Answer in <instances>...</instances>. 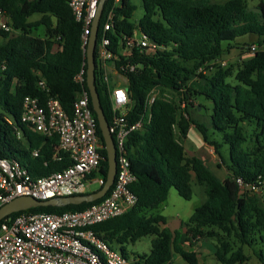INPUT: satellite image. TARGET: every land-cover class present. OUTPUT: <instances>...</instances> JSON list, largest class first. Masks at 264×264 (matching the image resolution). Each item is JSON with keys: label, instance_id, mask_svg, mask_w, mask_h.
<instances>
[{"label": "trees", "instance_id": "1", "mask_svg": "<svg viewBox=\"0 0 264 264\" xmlns=\"http://www.w3.org/2000/svg\"><path fill=\"white\" fill-rule=\"evenodd\" d=\"M141 1L144 15L138 24L133 22L138 10L135 0H123L116 10L114 29L109 32L112 51L120 58L116 67L127 79L133 105L128 119L133 122L147 115L144 129L133 132L126 143L131 169L137 177L131 189L138 203L125 215L92 229L103 241L117 245L127 258L126 245L152 237L150 254L136 256L134 264H173L176 255L188 264H199L198 254L183 248L181 233L171 231L164 216L148 215L168 200L172 188L185 200H192L195 183L206 199L185 223L186 241L193 248L199 239L214 240L215 257L221 264H247L251 256L245 253V246H253L256 232L264 233V201L257 194L243 192L237 180L257 185L264 181V2L256 12L249 8L247 0H228L224 4L214 0ZM113 2L105 4L98 42ZM0 12L8 17L13 30H0V159L18 161L35 178L48 176L65 169L71 161L62 152L61 162L52 160L58 152L59 139L45 137L22 123L23 102L32 96L45 104L52 96L72 114L74 102L83 90L76 77L84 63L86 71L88 68L82 50V25L75 20L70 0H0ZM34 16L40 19L31 21ZM40 28L44 35H35ZM136 30L161 49L143 53L136 49L132 57L121 56L122 35L132 36ZM252 36L257 39L253 55L242 50L245 46L249 49V44L238 42ZM236 45L246 59L235 72L217 64L215 71L200 74L201 68L219 62ZM97 58L96 53V85L111 124L110 89L103 81ZM127 64L136 70H121ZM40 82H45V89ZM84 88L89 91L87 83ZM154 89H159L160 94H175L180 103L160 96L148 111L147 98ZM197 98L212 104L208 118H199L202 104L182 108L184 101ZM90 107L104 145L91 99ZM191 126L214 148L221 165L228 170L226 178L216 176L198 156L187 154L182 140ZM225 146L228 157L223 153ZM36 150L38 157L33 155ZM102 153L100 174L107 177V152L103 149ZM103 200L29 209L7 218L24 213L82 211ZM232 238L235 244L240 243L237 249L232 246ZM260 239L264 241V236ZM255 253L264 264V252Z\"/></svg>", "mask_w": 264, "mask_h": 264}, {"label": "built area", "instance_id": "2", "mask_svg": "<svg viewBox=\"0 0 264 264\" xmlns=\"http://www.w3.org/2000/svg\"><path fill=\"white\" fill-rule=\"evenodd\" d=\"M100 2L101 0H70L75 20L82 25L81 40L85 59ZM122 2L123 0H114L108 10L96 48L99 68L104 83L110 89L113 109L109 125L116 145L117 174L108 192L110 195L107 194L103 201L82 211L63 214L24 213L15 218H5L0 223V264H134L121 251H116L109 243L97 237L92 229L98 224L125 215L138 203V198L131 189L137 177L131 169L126 143L133 132L144 129L147 115L133 122L128 119L133 107L129 91L124 87L112 88L108 73V64L113 63L117 69L116 60H120L112 51L109 32L114 29L116 10L122 6ZM0 16V30L12 32L8 17L1 12ZM136 49L143 53L147 50L156 51L161 47L140 30H136L132 36L123 34L119 42V54L129 58ZM256 51V45L249 48L251 55ZM218 64L221 67L228 65L225 60H220ZM84 66L85 63L76 77L83 90L74 102L71 115L56 97L50 96L42 104L39 97L27 96L21 116L22 123L31 126L35 132L48 138L57 136L59 148L52 160L61 162L62 152L68 155L71 164L61 171L35 178L18 161L0 159V209L18 197L49 200L83 195L93 192L91 187L94 184H98L99 189L105 185L107 177L100 174L104 146L97 133L89 91L84 88L87 83ZM121 70L133 72L136 67L127 64ZM117 71L121 74L118 69ZM40 86L45 89V82H40ZM159 96V89L151 91L146 102L148 111ZM181 106L185 108L188 102L184 101ZM33 155L38 157L39 151H34ZM237 182L242 191L250 195L257 194L264 188V181L260 185L245 184L241 179Z\"/></svg>", "mask_w": 264, "mask_h": 264}, {"label": "rangeland", "instance_id": "3", "mask_svg": "<svg viewBox=\"0 0 264 264\" xmlns=\"http://www.w3.org/2000/svg\"><path fill=\"white\" fill-rule=\"evenodd\" d=\"M214 1L217 3L225 2V0H214ZM247 2H248V6L251 10L258 12L257 7L261 2H264V0H247ZM135 4L138 6V10L134 14L133 22L138 24L140 19L144 15V8H143L141 0H135ZM39 19H40L39 16H34L33 18H31V21L34 22V21H37ZM35 35H37V36L44 35V30L42 28H40L39 30H37ZM256 40H257L256 37L252 36V37H246V38L240 39L238 42L241 44L246 43V44H249V46H252V45H254V42ZM238 47L236 45V47L230 53H227V55L221 59V60H225L228 63V65L226 66V69H233V72H235L238 65H240L243 62V60L246 59L245 55L242 54V50L249 52V49L247 46H245V48L242 50H240ZM218 63L219 62L211 63V64L203 67L202 68L203 71H201L200 74L205 75V74H209V73L215 71ZM113 66H114L113 63H111V62L108 64V73L111 77V83H113L115 80L113 78V74H112ZM123 77H118V79H116V81L119 80L121 85L126 86L127 82ZM232 81H234V80L232 79ZM160 96H162L163 98H165L167 100H175V101L180 103L179 97H177L173 93L166 91L164 93H161ZM188 104H189V107H191V104H193L194 106H198L199 104H202L204 106V108L199 107V108H202L201 112L199 111L200 114H198L199 118H202V117L208 118V116L211 114L212 104L203 98H197L194 101L190 100ZM249 131H250V129H249ZM217 137L219 138L218 135H217ZM183 143L186 145L185 142H183ZM189 143L191 145H193L192 150L194 152L200 150V147L197 144H195L194 142L189 141ZM186 147H187V145H186ZM187 149L189 150L190 147H188ZM200 152H202V154H205V155H206V153H208L207 149H204V150H200L198 153L195 152V155L200 156ZM223 153L225 154L226 157L229 156V149L227 146H225L223 148ZM188 155L191 156L192 152L188 151ZM213 169L216 171V167H213ZM217 173H219V175L221 176L222 179L225 178L224 170L223 171H217ZM98 189H99L98 184H94L91 187V190L93 192L97 191ZM192 189H193V198H192V200L187 201L178 194V192L175 188H172L170 191L168 200L165 203L161 204L157 209L149 211V215H162L169 221V228L172 231L173 230H180L181 229V222H183L185 224L192 217L195 210L206 199L205 195L200 193L201 188L199 187V185L193 183ZM257 195L264 201V188H263V191L257 193ZM261 235L264 236V233L256 232V234H255L256 242L253 244L252 247L245 246V248H244L245 253L251 256V260L247 264H262L259 261V259L255 256V254H256L255 252H260V251L264 252V241L262 239H260ZM211 241H213L214 244H216V241H214V240H211ZM151 242H152V237H144L141 240H139L138 242H136L134 245L133 244L126 245L125 249L127 251L128 257L131 260H133L138 255L150 254L151 247H152ZM237 242H238V244H235L234 238H232L231 243H232L233 248H235V249H237L240 246L239 241H237ZM114 249L116 251L120 252L119 247L114 246ZM203 259H204L203 261L206 264H221L216 259V257L214 255L205 257ZM204 262H203V264H204ZM173 264H177V263L174 262Z\"/></svg>", "mask_w": 264, "mask_h": 264}, {"label": "water", "instance_id": "4", "mask_svg": "<svg viewBox=\"0 0 264 264\" xmlns=\"http://www.w3.org/2000/svg\"><path fill=\"white\" fill-rule=\"evenodd\" d=\"M108 0H101L97 16L93 23L92 35L90 37L87 50V87L89 90L91 103L96 113L99 128L102 132L104 141V149L107 152L108 174L105 185L97 192L88 195H75L68 197H59L49 200H37L33 197H18L11 200L0 209V223L8 216L27 211L35 208L56 207L62 208L69 205H81L83 203H91L103 199L112 188L117 174V157L116 145L113 136L110 133V125L106 118L105 112L101 105L100 95L96 85V48L98 42V34L101 23V17L104 12L105 4Z\"/></svg>", "mask_w": 264, "mask_h": 264}, {"label": "crops", "instance_id": "5", "mask_svg": "<svg viewBox=\"0 0 264 264\" xmlns=\"http://www.w3.org/2000/svg\"><path fill=\"white\" fill-rule=\"evenodd\" d=\"M227 1L228 0H225V2H223L222 4L226 3ZM0 22H1V16H0ZM112 74H113V78L115 79L114 82L111 83L112 84L111 85L112 88H115V87L127 88V84H126V86H123V85H121L119 80L116 81V79H118V77H123V76L121 74H119V72L117 71V69L114 66L112 68ZM123 78L127 82V79L125 77H123ZM201 110L202 109L199 108V111H201ZM189 141H192L195 144H197L200 147V150L207 149L208 153H206V155H205V154H202V152H200V156L199 155H195V152L198 153L200 150L194 152L192 150L193 145H191L189 143ZM183 142L186 143L187 147H186V145ZM182 143H183V145L185 147V150H186L187 154H188V151H190V152H192L191 156H198L199 158H201L206 163V165L209 167V169L214 172V174L216 176L221 178V176L219 175V173H217V171H223V170H224L225 178H226V176H228V170L223 165H221V161L218 158L217 154L215 153L214 148L209 146L208 144H206L203 141V138H202L200 132L197 130V128L195 126H191L187 138L183 139ZM188 147H190L189 150L187 149ZM219 165H221V167H219ZM213 167H216V171L213 169ZM200 191H201L200 193L203 194L202 189ZM148 215H149V213H148ZM166 225L169 228V221L168 220H167V224ZM174 231H178V232L181 233V243H182V246H183V248L185 250L194 251V252H196L198 254L199 264H203V262H204L203 258L211 256V255L215 256L216 244H214V242L209 240V239H199L197 242H195V246L193 248L191 247L190 243H188L186 241V227H185V224L183 222H181V229L180 230H173V232ZM112 246L114 247V246H117V245L114 244ZM174 262L177 263V264H179V263L180 264H188L179 255H176V257L174 259ZM204 264H206V263L204 262Z\"/></svg>", "mask_w": 264, "mask_h": 264}]
</instances>
